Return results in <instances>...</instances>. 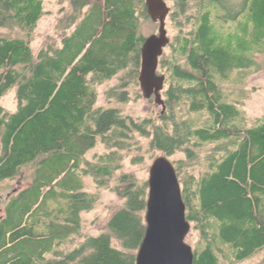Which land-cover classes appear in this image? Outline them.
<instances>
[{
	"label": "trees",
	"instance_id": "trees-1",
	"mask_svg": "<svg viewBox=\"0 0 264 264\" xmlns=\"http://www.w3.org/2000/svg\"><path fill=\"white\" fill-rule=\"evenodd\" d=\"M67 1L60 43L35 52L45 0H0V186L34 168L0 218V264H136L149 185L125 164H142L146 147L153 158L181 155L170 160L199 237L194 264L264 253V116L245 125L224 88L234 73L244 79L259 68L264 0H165L175 35L160 58L166 111L158 118L97 106L105 82L119 77L107 93L118 103L140 86L146 1ZM13 89L18 109L8 112L1 103ZM99 142L104 151L88 159ZM86 178L124 201L97 236L83 227L98 201Z\"/></svg>",
	"mask_w": 264,
	"mask_h": 264
},
{
	"label": "rangeland",
	"instance_id": "rangeland-1",
	"mask_svg": "<svg viewBox=\"0 0 264 264\" xmlns=\"http://www.w3.org/2000/svg\"><path fill=\"white\" fill-rule=\"evenodd\" d=\"M171 6V3H169ZM46 14L43 16L37 27L33 31L32 46L34 51L37 52L41 48L47 45L49 42L60 41L62 32L59 31V22L70 12V3L67 0H45ZM140 30L143 36L150 37L153 34L158 33L159 25L152 20H142ZM167 30L170 39H173L175 32L172 29L171 24L167 23ZM3 33L12 36L23 35L21 31L15 29H4ZM60 43V42H59ZM169 50L167 49L166 52ZM256 61L259 64L258 70L253 71L251 74H246L244 79L239 76V73H234L230 81L225 83V93L227 98L235 103L239 109L243 112V119L241 122L251 127L256 124L259 119L264 116V52L256 56ZM161 74V71L159 73ZM240 79V80H239ZM119 82V77L114 78L109 82H105L97 87L99 107H116L126 114L133 116L134 118L153 117L158 118L162 112V107L155 103L154 98L147 100L144 98L140 86L138 88H130L131 100L128 103H118L115 100L109 99L107 96L110 88L115 87ZM3 107L8 112H15L18 109V100L16 91L13 89L2 100ZM147 145V142H144ZM145 148L144 160L142 164L133 166L129 157L126 160L125 170L134 173L139 179H146L148 181L150 176V167L155 160L153 155L146 152ZM104 151L101 143L91 150L87 158L93 159L98 153ZM1 141H0V156H1ZM135 153H132L133 156ZM180 154L171 157V160H179ZM34 168L32 166L24 168L21 175L14 179L4 181L0 186V199L2 203L0 205V218L5 214V207L7 201L13 195L17 194L21 190L31 185L32 173ZM86 190L90 193H94L98 196V201L93 211L84 213L82 216L84 232L86 235H100L107 228L108 221L113 214L119 210L123 205V200L114 192L107 189H98L93 180L90 178L85 179ZM198 233L191 231L187 242L194 247L198 240ZM74 245L79 243L78 240L74 242ZM264 261V253H261L249 260H246L238 264H260Z\"/></svg>",
	"mask_w": 264,
	"mask_h": 264
},
{
	"label": "water",
	"instance_id": "water-1",
	"mask_svg": "<svg viewBox=\"0 0 264 264\" xmlns=\"http://www.w3.org/2000/svg\"><path fill=\"white\" fill-rule=\"evenodd\" d=\"M145 1L149 16L159 29L143 44L139 83L144 98H154L164 113L166 105L162 92L166 76L159 74V63L171 42L167 30L170 7L165 0ZM148 185L146 234L136 264H194V248L187 242L192 226L187 218L180 179L169 158L164 155L155 158Z\"/></svg>",
	"mask_w": 264,
	"mask_h": 264
}]
</instances>
